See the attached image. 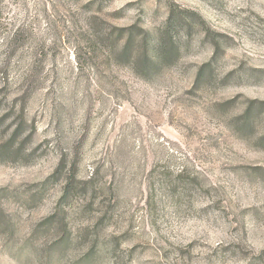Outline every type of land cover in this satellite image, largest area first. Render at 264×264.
Listing matches in <instances>:
<instances>
[{"label":"rangeland","instance_id":"1","mask_svg":"<svg viewBox=\"0 0 264 264\" xmlns=\"http://www.w3.org/2000/svg\"><path fill=\"white\" fill-rule=\"evenodd\" d=\"M0 264H264V0H0Z\"/></svg>","mask_w":264,"mask_h":264}]
</instances>
